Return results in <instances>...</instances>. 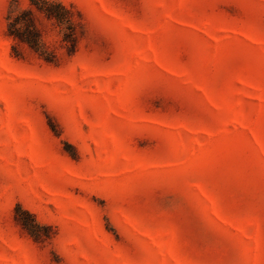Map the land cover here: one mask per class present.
<instances>
[{
    "label": "rangeland",
    "instance_id": "1",
    "mask_svg": "<svg viewBox=\"0 0 264 264\" xmlns=\"http://www.w3.org/2000/svg\"><path fill=\"white\" fill-rule=\"evenodd\" d=\"M43 1L0 0V264H264V0Z\"/></svg>",
    "mask_w": 264,
    "mask_h": 264
},
{
    "label": "trees",
    "instance_id": "2",
    "mask_svg": "<svg viewBox=\"0 0 264 264\" xmlns=\"http://www.w3.org/2000/svg\"><path fill=\"white\" fill-rule=\"evenodd\" d=\"M32 5H34L36 9L47 18L55 20L60 26L66 25V31L64 34L65 39L74 43V40H76L75 34L77 33L76 21L69 8H67L62 2H49L47 0H44L43 2H32ZM33 13V7L24 9L16 15L9 13V34L15 40L27 43L46 60L53 61L51 56L46 54L43 50L41 33L34 21ZM20 212L21 209L18 208L16 215L17 219L20 221L22 226L29 231V233H31L34 237H37L39 234L36 228L40 224L34 220L33 214L28 210H22V213L29 218L31 217V222L25 218H19L18 214Z\"/></svg>",
    "mask_w": 264,
    "mask_h": 264
}]
</instances>
